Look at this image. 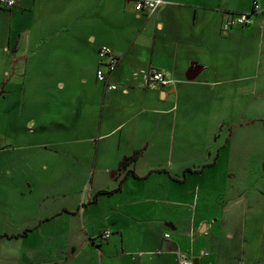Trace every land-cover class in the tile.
I'll use <instances>...</instances> for the list:
<instances>
[{"label":"crops","instance_id":"0c3cea01","mask_svg":"<svg viewBox=\"0 0 264 264\" xmlns=\"http://www.w3.org/2000/svg\"><path fill=\"white\" fill-rule=\"evenodd\" d=\"M137 1L0 5V73L13 67V74H29L30 88L46 89V115L59 127L45 133L52 143L30 138V151L12 168L0 162V173L14 171L0 176V264H181V249L192 252L194 264H264V162L236 192L227 175L234 166L208 172L205 188L195 180L210 163L185 168L192 172L191 225L202 232L193 242L180 223L181 237L160 239L154 220L143 228L133 210L134 201L150 197L159 204L158 188L149 184L158 172L181 180L151 162L164 146L175 153L177 121L207 102V85L231 81L242 94L262 95L264 15L252 13L256 0H167L152 15L137 11ZM242 13H252L248 27L225 31V22ZM104 45L120 58L110 79L116 90L97 78ZM236 56L229 67L224 59ZM152 66L171 82L153 81ZM21 103L23 110L25 97ZM50 144L58 150L47 154ZM171 189L167 200L174 199ZM102 190L111 193L97 196Z\"/></svg>","mask_w":264,"mask_h":264},{"label":"rangeland","instance_id":"374dc122","mask_svg":"<svg viewBox=\"0 0 264 264\" xmlns=\"http://www.w3.org/2000/svg\"><path fill=\"white\" fill-rule=\"evenodd\" d=\"M231 29L233 28L229 30ZM217 59L215 64H222L223 60ZM225 60L229 67L233 64L237 65V56ZM9 70V72L0 73V82L2 80L0 83V162L12 168L11 164L15 160H19L21 155H27L30 151L28 146L31 142L30 138H34L33 143H52L45 133L48 129L56 133L59 127L54 121H49L52 118L46 115L48 112L45 109L47 90L30 88V79L27 78L29 74L21 71L13 74V67ZM207 86V102H196L194 110L189 115L186 111L182 112L177 121L176 132L174 131L176 133L175 153L164 151L166 148L164 146L156 154L158 157L155 162H151L155 166L167 168L171 174L181 180L169 178L166 173L158 172L157 176L151 177L154 179H150L149 184L158 188L159 204L156 203L155 198L151 197L141 203L134 201L135 218L141 220V226L144 228L147 223H152L154 220L159 229L160 239H167L168 242L181 237L175 234L176 230L179 231L177 223H180L183 228L188 242L189 240L193 242L194 237L202 233L200 228L193 229L190 221L192 172L184 174L186 167L197 165L202 167L205 163H210L204 175L202 171L196 175L195 181L205 188L204 180L208 172H226L224 167H227V164L234 166L227 175L230 182L229 189L236 192L240 185L243 186L248 178L253 176L255 169H252V166L264 162V91L259 97L248 90L242 94V90L231 81L226 83V88L214 83ZM24 97L26 106L23 105L22 110L21 102ZM14 116L19 120H15ZM31 128L37 130V137L34 136L35 133L33 135L30 133ZM165 130L170 131L168 127ZM166 135L169 134L166 132ZM15 146H23L26 149H15ZM48 147L49 149L45 151L47 154L51 152L49 151L51 149L58 150L55 144H50ZM148 158L152 159L150 156ZM216 160L217 165L213 164ZM244 167L245 170H243ZM0 176L13 177L14 171L5 168ZM161 179L164 182L159 184ZM170 187L174 191V199L167 200V191ZM86 189L82 192L83 194ZM166 200H174L176 205L165 204ZM163 216L165 217L164 224L160 220V225H158V218L162 219ZM167 232L170 234L168 238L165 236ZM180 252L187 254L190 261H194L195 257L191 251L181 249ZM176 256L179 261V255L176 254Z\"/></svg>","mask_w":264,"mask_h":264},{"label":"built area","instance_id":"2783aa9c","mask_svg":"<svg viewBox=\"0 0 264 264\" xmlns=\"http://www.w3.org/2000/svg\"><path fill=\"white\" fill-rule=\"evenodd\" d=\"M167 0H138L136 3L137 11H145L149 15L158 12L163 6L167 4ZM16 4V0H0V5L5 8H11ZM252 13H261L264 15V6H262L257 0L253 4ZM252 13H242L232 19L228 20L224 24V30L227 31L233 26H244L251 23ZM102 66L97 70V78L99 81L104 82L108 90H116L118 85L111 82V75L116 71L120 63V58L115 54L114 50L107 45H104L99 50ZM149 77L158 82L161 85H168L171 80L167 77L165 72L152 66L149 69ZM110 231L105 230L103 232L104 238H109ZM165 236L168 238L170 234L167 233ZM181 264H194V261H190L187 254L180 251L177 252Z\"/></svg>","mask_w":264,"mask_h":264},{"label":"trees","instance_id":"16d2710c","mask_svg":"<svg viewBox=\"0 0 264 264\" xmlns=\"http://www.w3.org/2000/svg\"><path fill=\"white\" fill-rule=\"evenodd\" d=\"M136 157H137V154H135V155H133V156H131V157H126V158L124 159V161L122 162L121 167L124 169V168L126 167V165H128L129 163H131L132 161H134V160L136 159ZM103 193H111V191H106V190L99 191V192L97 193V196H98L99 194H103ZM97 196H96L95 198H97Z\"/></svg>","mask_w":264,"mask_h":264},{"label":"water","instance_id":"95a60500","mask_svg":"<svg viewBox=\"0 0 264 264\" xmlns=\"http://www.w3.org/2000/svg\"><path fill=\"white\" fill-rule=\"evenodd\" d=\"M193 70H194V68L191 69L190 73H193ZM189 78H193V76H190Z\"/></svg>","mask_w":264,"mask_h":264}]
</instances>
